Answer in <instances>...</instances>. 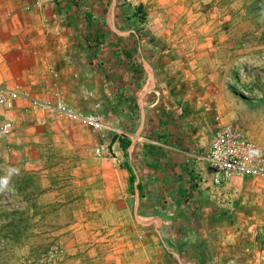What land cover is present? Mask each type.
I'll use <instances>...</instances> for the list:
<instances>
[{
	"label": "crops",
	"instance_id": "1",
	"mask_svg": "<svg viewBox=\"0 0 264 264\" xmlns=\"http://www.w3.org/2000/svg\"><path fill=\"white\" fill-rule=\"evenodd\" d=\"M34 1L0 0V85L48 98L56 84L68 104L130 135L30 105L23 147L40 153L46 141L74 165L54 209L138 217L141 231L169 238L179 264H264V180L216 184L204 159L216 116L232 121L230 86L206 67V44L197 55L187 0H40L26 10Z\"/></svg>",
	"mask_w": 264,
	"mask_h": 264
},
{
	"label": "rangeland",
	"instance_id": "2",
	"mask_svg": "<svg viewBox=\"0 0 264 264\" xmlns=\"http://www.w3.org/2000/svg\"><path fill=\"white\" fill-rule=\"evenodd\" d=\"M257 1L187 3L197 55L206 44V67L214 65L219 81L229 82V123L264 147V0ZM138 12L144 18L143 9ZM35 112L22 97L12 108L0 106V127L12 123L9 132L0 133V264H179L169 252V238L152 227L141 231L138 217L103 211L77 218L54 209L61 201L51 200L64 195L63 175L74 165L61 164L67 154L51 153L46 141L40 153L23 147L30 143L25 132Z\"/></svg>",
	"mask_w": 264,
	"mask_h": 264
},
{
	"label": "built area",
	"instance_id": "3",
	"mask_svg": "<svg viewBox=\"0 0 264 264\" xmlns=\"http://www.w3.org/2000/svg\"><path fill=\"white\" fill-rule=\"evenodd\" d=\"M42 2L35 0L25 6L26 10L41 8ZM52 97L40 98L26 91L7 88L0 85V106L12 108L14 99L22 97L33 107L41 108L57 114L64 115L83 125L91 126L100 132H115L130 136L127 132L118 130L110 123L103 120L100 114L87 112L74 108L66 102L63 92L54 85ZM98 106V104H96ZM216 126L211 137L210 147L204 155L210 168L221 175L215 176L213 181L220 184L223 177L254 175L264 180V147L248 134L247 131L232 123L224 122L220 115L216 116ZM12 129L10 121L0 127V133H7ZM104 142L93 147V152L98 156L105 155ZM107 150V148H106Z\"/></svg>",
	"mask_w": 264,
	"mask_h": 264
},
{
	"label": "trees",
	"instance_id": "4",
	"mask_svg": "<svg viewBox=\"0 0 264 264\" xmlns=\"http://www.w3.org/2000/svg\"><path fill=\"white\" fill-rule=\"evenodd\" d=\"M256 1H257V0H256ZM257 3H258V1H257ZM141 7H142V6L139 5V6H138V9L140 10ZM102 39H103V38H96V40H95L96 42H95V43H96L97 45H100V44L102 43ZM119 141H120V145H121V147H122L123 149H126L127 146L129 145V142H130L129 140H127V139H125V138H119ZM129 179L132 181V179H133V175H132V174L130 175V178H129Z\"/></svg>",
	"mask_w": 264,
	"mask_h": 264
}]
</instances>
